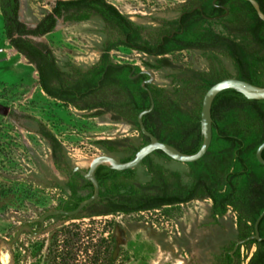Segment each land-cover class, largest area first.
<instances>
[{
  "label": "trees",
  "instance_id": "obj_1",
  "mask_svg": "<svg viewBox=\"0 0 264 264\" xmlns=\"http://www.w3.org/2000/svg\"><path fill=\"white\" fill-rule=\"evenodd\" d=\"M211 1L207 0L203 8L210 6ZM238 1L244 3L246 9H239L235 4L230 8V17L225 21L228 23L225 34L205 29L197 30L189 38L190 48L211 54L209 69L205 72L186 69L188 76L175 75L173 81L178 85L177 89L173 94L158 89L154 91V108L142 117L146 131L184 154L193 155L201 148L200 108L204 94L214 84L227 78L217 57H225L232 62L234 78L264 87V22L259 20L249 3ZM255 1L264 14V0ZM19 12V0H0L4 38L10 48L33 66L39 87L54 97L61 93L77 97L89 89H95L99 83L98 89L93 92L96 95L88 100L94 101V106L102 105L105 111L111 110L114 119L125 117L138 132L142 143L135 146L125 138L97 141L96 144L110 153L128 152V157L120 161H131L149 142L139 131L137 116L149 108L150 102L139 84L128 78L129 69L121 68L125 71L118 75H113L110 69L106 70L110 63V51L122 44L120 37L125 32L122 26L124 17L105 0L56 1L51 12L34 27L23 23ZM93 14L110 22L109 34L117 40L108 47L102 46L98 62L85 74H82L81 68L73 65H67V71L61 70L50 48L29 38L50 34L58 19L79 22L89 20ZM190 32L185 31V34ZM167 64L174 69L180 68L168 60ZM144 65L154 69L163 66ZM189 102L191 104L187 105ZM100 114L102 112L92 116ZM211 117L212 140L209 149L199 161L186 164L189 169L187 184L182 182L178 172L167 171L153 163L152 155L171 160L160 151L152 153L141 163L150 175V181L144 184L135 179L134 169L115 171L105 165L98 166L95 177L100 189L99 198L78 216L47 219L60 218L61 224L59 232L52 237L43 264H73L82 248L79 244L81 238L92 239L96 224L94 218L157 211L164 205L183 204L194 199L209 200L212 217L224 216L229 207L233 208L239 216V224L246 229L240 231V238L251 236L254 223L264 210V167L255 158L257 148L264 142V100H249L234 90H225L214 98ZM42 131V136L53 142L54 147H61L51 132H45L43 128ZM261 157L264 160V150ZM59 159L57 155L54 156L57 165ZM65 176L66 182L57 188L68 191V195L57 209L72 211L92 196L93 187L77 172L71 174L69 171ZM83 191L87 192L86 196L79 195ZM85 219L88 220V228L83 230ZM106 227L108 225L104 226V231ZM258 231L261 241L248 242L257 246L250 264H264V217ZM59 237L63 238L60 242ZM115 246L113 239L97 238L92 246L95 251L90 264H113ZM87 252L88 247H85L84 253Z\"/></svg>",
  "mask_w": 264,
  "mask_h": 264
},
{
  "label": "rangeland",
  "instance_id": "obj_2",
  "mask_svg": "<svg viewBox=\"0 0 264 264\" xmlns=\"http://www.w3.org/2000/svg\"><path fill=\"white\" fill-rule=\"evenodd\" d=\"M55 1L19 0L20 20L30 26L37 24L50 12ZM105 1L126 17L152 23V18L172 17L171 8L182 0ZM214 29L218 30L216 26ZM104 40L102 23L90 18L83 22L59 21L50 34L37 42L45 43L58 67L66 71L67 65L86 69L95 64ZM109 55L115 64L143 67V59L153 63V60L122 48ZM210 56L204 52H184L171 59L176 65L205 72L209 69ZM217 61L226 77L233 78L232 62L220 56ZM175 75L176 71L159 70L154 74V83L173 94L178 87L173 81ZM37 82L34 68L10 48L4 38L0 15V264H43L52 237L60 230V218L45 221L41 233L37 226L31 225L35 235L22 228L25 223L38 221L42 215L54 210L68 195V191L57 188L63 186L64 180L53 167L47 143L37 134L36 122L61 143L70 167L81 170H87L91 160L103 154L118 160L129 155L121 151L107 153L96 144L97 141L127 138L135 146L142 143L132 126L113 123L108 116L94 118L54 101L42 93ZM151 159L167 171L178 172L184 184L189 182L186 164L154 155ZM134 170L139 183L150 181L145 166L139 165ZM79 195L86 196L87 192ZM210 215L211 202L198 200L157 211L94 218L92 239L81 238L82 248L73 264H90L95 251L92 246L101 237L116 242L113 264H211V257L219 247L236 240V214L229 209L218 222H213ZM83 223L85 230L88 220ZM105 225L108 227L104 231ZM62 239L59 237L58 241ZM85 247H88L87 254ZM243 257H246L245 247L240 259L244 263Z\"/></svg>",
  "mask_w": 264,
  "mask_h": 264
},
{
  "label": "flooded vegetation",
  "instance_id": "obj_3",
  "mask_svg": "<svg viewBox=\"0 0 264 264\" xmlns=\"http://www.w3.org/2000/svg\"><path fill=\"white\" fill-rule=\"evenodd\" d=\"M56 1H59V0H56ZM56 1L51 5V9L55 5ZM145 2L148 3V1H145ZM205 2H207V0L178 1L171 8V12H169L171 14L173 13L172 17L166 16L163 19L152 18L151 19L153 20L152 23H148V22L145 23L143 22V19H140L137 17H126L120 13L124 17V19L122 20V26L125 31L120 37L122 44H120L116 48H113V50H111L110 52H113L115 49H118V48L126 49L129 51L135 52L137 54H140L144 56L145 58L153 60V63H150L151 65L157 66L159 64H162L163 66H161V68L159 69H154V68H149L145 65L143 67H140L138 65H134L130 63L115 64L110 59V63L108 67L106 68V70L110 69V71L112 70L111 73H113V75H116V74L118 75L123 70L125 71V69L127 70L129 69L128 78L135 84H139L140 88L142 89V91L146 93L148 100H149L148 93L143 89L144 87L147 88L154 102L153 92L156 91L157 89L165 91L163 87H159L155 85L154 83L155 81L154 74L157 71L166 69V70H170L174 72L176 71L177 75L184 74V77L188 76V74L186 73V69H189V68L178 65L180 66V68L174 69L168 66L167 60L171 62L173 65H176L171 59L173 58V56H177L184 52H203V50H200L198 48H190L191 46L189 44L191 42L189 38H191V36H193V34L196 33L197 30L203 31L205 29H211L218 34L219 33L225 34L227 32V27H228V23H225V21L230 17V8L234 6L235 4L239 9H242V10L246 9L245 4L238 0H212L210 2V6L203 8V5ZM106 3L111 5L108 2ZM147 15L151 16V13H147ZM90 18H96L102 23L104 37H105V40L103 42L104 46L108 47L117 40L115 36L112 38L109 34V31L111 28V24L109 21H106L105 19H102L100 16L94 15V14L91 15ZM59 21L64 22L62 19H58L56 22V26ZM68 22H72V21H68ZM79 22H83V21H79ZM64 23H67V22H64ZM35 25L33 26L29 25V26L34 27ZM149 26H153V27H149ZM214 26L218 28L217 31L214 29ZM189 30L191 31L190 34H185V31H189ZM29 38L33 40L34 42H37L34 40V38H41V37H29ZM143 60L146 63V59H143ZM90 67L86 69H82V74L87 73ZM124 67L125 69L122 70L121 68H124ZM136 68H139V70L137 71ZM142 72H152L153 77L147 73H142ZM101 80H103V77ZM98 87H99V83L95 89H89L84 94L78 95L77 97L76 96L73 97L67 93H61L59 94L60 96H57L60 98H57L56 96L55 97L51 96V94H49L45 90H42L41 88L40 89L42 93L46 95L48 98L54 101L60 102L61 104H65L69 107H72L73 109L79 112H83V113L91 114V115L97 112H102V114H100L99 116H92V117L99 118L103 116H108L109 120L113 123H122V124H126L130 126L128 120L125 117L122 116L119 119H114L113 118L114 114L111 112V110L105 111V108L102 105L94 106L96 103L92 100H88L89 97L92 98L93 96L96 95V94L94 95L93 92L96 89H98ZM124 111L126 112V110ZM36 125H37V134L43 141L47 143L49 147L54 169L63 178L64 182H66L65 173L67 174L69 173V171L71 172V174L74 173L73 172L74 168L70 167L61 143H60L61 147L59 149L58 147H54L53 142H51L46 137L44 138L42 136L43 131L41 132V129L43 128L45 132H50V131L47 130V128L44 127L39 122H36ZM107 153H110V152H107ZM55 155L61 158L58 160V165L56 161L54 160ZM198 200L199 199L190 200L189 202H186L183 204H187L192 201H198ZM202 200H206V199H202ZM183 204L164 205V206H161V208H164V207L169 208V207L179 206ZM57 206L52 211L59 210L57 209ZM229 209L233 213L236 214V217H235L236 240L231 241L222 247H219L218 252L212 255L211 257V264H250V261L253 258L254 253L257 251V246L255 244L253 245L248 244L249 241L243 244H239V242L249 238L250 235L245 239L240 238V231L242 232V231H245L246 229L244 226L239 224V216L237 212H235L233 208L229 207L228 210ZM118 214H122V213H118ZM225 215L221 217L219 216L212 217L210 215V217L213 222H218V220L221 218H224ZM54 217H65V216L59 215V216H54ZM47 219L45 221H47ZM33 224L37 226L38 231H42V229L44 228V225L41 226L40 222L38 221H35V222L29 221L25 223V225H23L22 228H25L26 232L32 233L35 235L36 233H34L30 228L31 225ZM243 247H245V256H246L245 258L243 257L245 261L244 263L241 262L240 260L241 250Z\"/></svg>",
  "mask_w": 264,
  "mask_h": 264
},
{
  "label": "water",
  "instance_id": "obj_4",
  "mask_svg": "<svg viewBox=\"0 0 264 264\" xmlns=\"http://www.w3.org/2000/svg\"><path fill=\"white\" fill-rule=\"evenodd\" d=\"M248 2L253 10L255 11L259 20L264 22V14L261 12L258 3L255 0H244ZM40 38H34L35 41H38ZM147 73L153 77L152 72H142ZM149 96L150 106L147 110L140 112L137 116V124L140 133L146 137L149 142L145 146H143L134 156V158L127 162L122 163L114 156L110 154H103L93 158L89 164L87 170H81L79 168H74L73 172L79 173L86 181L90 182L93 187V194L90 198L82 201L78 207L72 211H64V210H57V211H49L42 215L38 222H40L41 226L44 225V222L47 218L54 217V216H65V217H75L81 214L83 209L96 201L99 198V184L95 177V170L100 165H105L110 167L115 171H126V170H133L137 166H139L142 161L156 151L162 152L166 157L171 159L172 161L182 163V164H189L199 161L204 155L207 153L211 140H212V117H211V106L214 98L222 91L225 90H234L241 95H243L246 99L249 100H257L261 101L264 100V87L252 85L246 81L239 80L237 78H226L221 80L220 82L214 84L210 87L206 93L204 94L202 101H201V108H200V128H201V135H202V145L199 151L193 155H187L175 147L162 143L158 141L152 134H150L144 128L142 124V117L149 114L154 108V102L152 96L147 88H143ZM264 150V142L257 148L255 152V158L257 162L264 167V160L261 157V153ZM264 217V210L256 219L253 230L254 233L247 239L239 242V244L246 243L247 241L255 240L257 242L261 241L258 231V225L262 218ZM41 233V231H39Z\"/></svg>",
  "mask_w": 264,
  "mask_h": 264
}]
</instances>
